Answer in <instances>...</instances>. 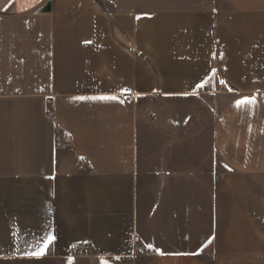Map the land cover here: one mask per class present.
<instances>
[{"label":"crops","instance_id":"obj_1","mask_svg":"<svg viewBox=\"0 0 264 264\" xmlns=\"http://www.w3.org/2000/svg\"><path fill=\"white\" fill-rule=\"evenodd\" d=\"M69 258L264 264V0H0V264Z\"/></svg>","mask_w":264,"mask_h":264},{"label":"built area","instance_id":"obj_2","mask_svg":"<svg viewBox=\"0 0 264 264\" xmlns=\"http://www.w3.org/2000/svg\"><path fill=\"white\" fill-rule=\"evenodd\" d=\"M59 138H60V142H59V146L63 149L69 148L72 144V139L70 137V135L64 131L61 130L59 132ZM138 237L135 236L134 237V251L140 255H144L145 251L143 249H141L138 246ZM51 247H49L48 250H50ZM91 252V247L90 244L87 242H82V243H73L70 247V255L72 257H82V256H89Z\"/></svg>","mask_w":264,"mask_h":264},{"label":"snow or ice","instance_id":"obj_3","mask_svg":"<svg viewBox=\"0 0 264 264\" xmlns=\"http://www.w3.org/2000/svg\"><path fill=\"white\" fill-rule=\"evenodd\" d=\"M78 99H84V98L80 97ZM94 99L106 100V99H115V97H98V98H94ZM254 103H255L254 97H252V98L245 97V98H242L240 100H237L236 106L240 107L241 105L254 104ZM55 239H56L55 236H53L51 233L47 234L45 237L42 238V241H37L33 250L26 253V255H28L29 257H34V258H39V257L44 256L46 254V250L48 249L49 245H51ZM147 247L151 248L152 246L147 245ZM157 251H159V250H157ZM68 264H72L71 258H69ZM101 264H106V262L102 261Z\"/></svg>","mask_w":264,"mask_h":264}]
</instances>
